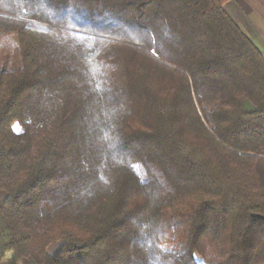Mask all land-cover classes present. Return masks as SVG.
<instances>
[{
  "label": "trees",
  "instance_id": "1",
  "mask_svg": "<svg viewBox=\"0 0 264 264\" xmlns=\"http://www.w3.org/2000/svg\"><path fill=\"white\" fill-rule=\"evenodd\" d=\"M228 1L0 0L7 264H264V59Z\"/></svg>",
  "mask_w": 264,
  "mask_h": 264
},
{
  "label": "crops",
  "instance_id": "2",
  "mask_svg": "<svg viewBox=\"0 0 264 264\" xmlns=\"http://www.w3.org/2000/svg\"><path fill=\"white\" fill-rule=\"evenodd\" d=\"M224 9L264 59V0H229Z\"/></svg>",
  "mask_w": 264,
  "mask_h": 264
},
{
  "label": "rangeland",
  "instance_id": "3",
  "mask_svg": "<svg viewBox=\"0 0 264 264\" xmlns=\"http://www.w3.org/2000/svg\"><path fill=\"white\" fill-rule=\"evenodd\" d=\"M257 189L264 191V176H263V180L261 181L259 188H257ZM3 239L5 242L11 243L13 248H16L17 242H16V238H15L12 231L5 232L3 234ZM8 258H9V256H7V255L0 257V264H7ZM13 264H21L19 257H17V256L13 257Z\"/></svg>",
  "mask_w": 264,
  "mask_h": 264
}]
</instances>
